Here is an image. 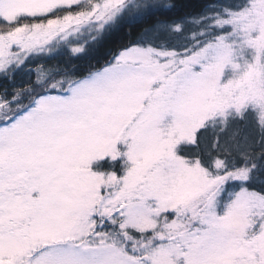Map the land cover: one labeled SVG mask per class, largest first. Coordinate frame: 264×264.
<instances>
[{"label": "snow or ice", "instance_id": "obj_1", "mask_svg": "<svg viewBox=\"0 0 264 264\" xmlns=\"http://www.w3.org/2000/svg\"><path fill=\"white\" fill-rule=\"evenodd\" d=\"M196 7L0 0V264H264V0Z\"/></svg>", "mask_w": 264, "mask_h": 264}, {"label": "trees", "instance_id": "obj_2", "mask_svg": "<svg viewBox=\"0 0 264 264\" xmlns=\"http://www.w3.org/2000/svg\"><path fill=\"white\" fill-rule=\"evenodd\" d=\"M177 8L174 12L169 13L168 17H160V19L169 18L175 19L180 16L189 14L192 11H198L196 7L202 0H174ZM187 6V7H186ZM155 20H151L148 23L136 25L132 28H123L122 30L115 32L105 38V40L98 45L89 55L83 59L77 61V64L81 70L86 71L90 66H99L109 59V54L118 50L123 44L129 42L130 39H135L139 35V32L144 28L148 27ZM55 63V62H53ZM28 77L26 74H20L17 76L15 83L17 85L26 84Z\"/></svg>", "mask_w": 264, "mask_h": 264}]
</instances>
